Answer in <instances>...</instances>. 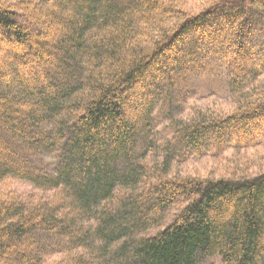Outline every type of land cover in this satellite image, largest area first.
<instances>
[{"label":"trees","instance_id":"1","mask_svg":"<svg viewBox=\"0 0 264 264\" xmlns=\"http://www.w3.org/2000/svg\"><path fill=\"white\" fill-rule=\"evenodd\" d=\"M2 49L0 182L58 192L35 207L0 193V264H86L89 252L101 264H264V172L170 176L176 160L264 139V0L195 12L173 0H0ZM28 61L39 69L23 71ZM214 81L234 110L175 118ZM161 119L174 131L160 146ZM158 150L151 173L143 161ZM178 200L168 226L141 235L150 202Z\"/></svg>","mask_w":264,"mask_h":264},{"label":"rangeland","instance_id":"2","mask_svg":"<svg viewBox=\"0 0 264 264\" xmlns=\"http://www.w3.org/2000/svg\"><path fill=\"white\" fill-rule=\"evenodd\" d=\"M173 1L176 2L183 9H188L195 12L200 10L203 6L208 5L212 0ZM47 22L48 21L35 22L31 24H29L28 22V24L32 27H38L37 29L46 30L47 28H49L48 26L46 27ZM54 27H56L58 30L61 29L60 25L58 24H55ZM1 53H4L3 49L0 50V54ZM27 57L31 58L30 54H27ZM31 61H28V63L23 64V71L25 69L27 71L28 68L33 69V67L34 69H39V67L34 65ZM262 79L264 78H261L260 81L263 82L264 80ZM233 99V93H231L230 89L226 88V86L224 88L216 82L213 86V84L210 83L207 89L200 88L197 90V92L191 95L186 102L184 111L176 115L175 118L182 120H191L195 117H198L201 112L206 113L207 115H223L228 111L234 110ZM128 111L129 113H134L135 111H137V108L128 107ZM160 122L161 123H158V125L154 127V132H156L155 141H157L158 145L161 146L165 142L173 140L174 130H171V128L170 130H168V128L171 126V120L161 119ZM159 153V150L157 152L153 151V154H149L147 159L143 161L145 162V165L148 169L149 165L151 166V173H153L152 165H162V158L161 156H159ZM42 160L46 163H54V159L51 158L50 155L48 157L45 156ZM170 170V176H173L174 174H179L183 176H200L204 178H219L221 176L238 177L243 174L253 176L264 172V139L258 144H254L250 147H241L239 149H221L213 153L204 154L202 156L193 155L187 157L186 159L176 160ZM127 190L124 192V196H131L132 194L127 195L131 193ZM7 191L22 194L23 201L29 204L30 206L34 207L44 201H55L57 199L56 193L58 192L56 190L39 189L32 182H29L24 179H7L0 182V193ZM52 197H55L56 199H51ZM154 197L155 199L159 200L157 194H154ZM115 200H117V198L114 199V202H117ZM103 204H108L106 207L108 210L107 212L109 213L114 211L110 210L111 206H115V209L118 208L116 205L109 206V203L107 201L102 202V205ZM169 204L170 203H168L167 206L160 208L156 206L155 202L149 203L148 207H150L149 209L151 210L152 218L149 220L151 222L145 225L146 229L144 231L142 230L143 233L141 232V235H155L158 231L168 226L171 223L173 217L176 216L175 213L177 209H180L184 206V202L179 200L175 204ZM140 231L141 230H139V233ZM132 233L137 234V232ZM89 253L87 255L86 264L89 263V261L91 262V264H101L100 260L98 259L99 254ZM61 257L62 255L60 254L47 256L43 264H50L52 261L59 260ZM200 264H224V262L222 261V258L219 255H213L209 258L204 259Z\"/></svg>","mask_w":264,"mask_h":264}]
</instances>
